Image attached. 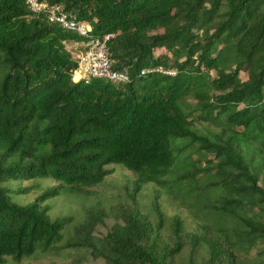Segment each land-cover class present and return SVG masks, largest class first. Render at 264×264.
<instances>
[{
	"label": "trees",
	"instance_id": "16d2710c",
	"mask_svg": "<svg viewBox=\"0 0 264 264\" xmlns=\"http://www.w3.org/2000/svg\"><path fill=\"white\" fill-rule=\"evenodd\" d=\"M45 1L93 28L82 35L26 0H0V264L56 246L68 218L52 217L41 200L101 182L109 163L132 169L136 190L176 170L205 175L204 187L237 218L241 245L264 242V184L247 158L250 148L264 156V0ZM109 33L111 63L129 79H75L65 41ZM198 120L223 133L209 137ZM196 144L203 158L193 157ZM36 177L62 184L14 200L7 183ZM159 235L136 217L115 225L107 264H178L182 242ZM233 249L227 264H264V247L258 260Z\"/></svg>",
	"mask_w": 264,
	"mask_h": 264
},
{
	"label": "rangeland",
	"instance_id": "374dc122",
	"mask_svg": "<svg viewBox=\"0 0 264 264\" xmlns=\"http://www.w3.org/2000/svg\"><path fill=\"white\" fill-rule=\"evenodd\" d=\"M84 42L69 39L65 44L76 58L80 50L78 46ZM211 72L215 74V69ZM240 76L247 78L248 74L242 71ZM188 101L190 108L194 109L197 99ZM197 122L198 129L209 137L223 133L222 127L215 123ZM191 150L194 158L202 155L197 144ZM247 154L252 169L259 172V181L264 184V156L254 148H250ZM206 155L214 158L211 152ZM203 166L211 167L206 163ZM107 168L111 169L110 173L97 184L68 188L62 194L41 200L50 205L52 217L68 218L63 238L56 246L22 259L6 256L1 264H107L105 253L110 245L109 232L131 217L146 221L152 232L160 233V239L169 245L182 242V249L177 254L178 264H227L236 245L240 255L250 251L253 259L258 260V249L264 247V242L259 241L247 248L241 245L242 240L232 229L237 218L227 213L221 201L204 187L205 175L197 177L196 171L176 170L166 175L165 184L149 181L136 190L137 174L132 169L121 163H109ZM60 184L61 181L51 177L7 183L13 189V199L20 203H29ZM17 189L24 190L19 192ZM158 206L163 212L162 220ZM177 218L184 226L182 231H177ZM210 239L221 247L220 254L209 244Z\"/></svg>",
	"mask_w": 264,
	"mask_h": 264
},
{
	"label": "built area",
	"instance_id": "2783aa9c",
	"mask_svg": "<svg viewBox=\"0 0 264 264\" xmlns=\"http://www.w3.org/2000/svg\"><path fill=\"white\" fill-rule=\"evenodd\" d=\"M26 3L32 10H44L50 21L57 22L66 29L82 35L92 31L93 26L90 21L71 14L62 4L49 5L45 0H26ZM111 36L112 34L109 33L103 37L90 38L79 45L80 50L75 58L77 66L73 72L74 78L75 74L79 73V78L100 77L115 81L129 79L126 71L113 67L111 63L108 54V40Z\"/></svg>",
	"mask_w": 264,
	"mask_h": 264
},
{
	"label": "bare ground",
	"instance_id": "6f19581e",
	"mask_svg": "<svg viewBox=\"0 0 264 264\" xmlns=\"http://www.w3.org/2000/svg\"><path fill=\"white\" fill-rule=\"evenodd\" d=\"M80 75H79V73H76L75 74V78H78Z\"/></svg>",
	"mask_w": 264,
	"mask_h": 264
},
{
	"label": "crops",
	"instance_id": "0c3cea01",
	"mask_svg": "<svg viewBox=\"0 0 264 264\" xmlns=\"http://www.w3.org/2000/svg\"><path fill=\"white\" fill-rule=\"evenodd\" d=\"M79 47V46H78Z\"/></svg>",
	"mask_w": 264,
	"mask_h": 264
}]
</instances>
